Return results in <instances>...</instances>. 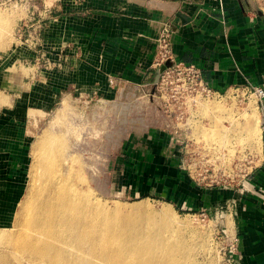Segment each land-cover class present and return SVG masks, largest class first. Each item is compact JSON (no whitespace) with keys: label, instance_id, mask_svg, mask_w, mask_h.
Instances as JSON below:
<instances>
[{"label":"rangeland","instance_id":"rangeland-1","mask_svg":"<svg viewBox=\"0 0 264 264\" xmlns=\"http://www.w3.org/2000/svg\"><path fill=\"white\" fill-rule=\"evenodd\" d=\"M28 8L25 1L0 0V97L6 100L0 101V114L4 105L15 100V104L20 103L16 121H21L4 126L3 136L7 140L2 154L7 156L3 160L6 168H19L20 163L12 164V160L23 157V143L28 155L20 172L24 174V187L30 173L37 170L42 155V150L34 149L43 135L50 133L59 140L54 148L65 146L67 153L78 156L86 183L100 201L113 207L118 203L128 211L130 206L144 202L148 209L158 213L167 206L166 202L172 204L170 223L173 221L175 226L170 224L166 228L152 222L147 226L158 231L165 242L174 243L176 257L186 258L184 264H238L240 239L233 214L234 187L246 190L248 174L262 151V107L257 97L244 99L240 90L223 93L218 99L201 100L197 117L187 125L177 121L174 113L167 117L151 84L139 89L121 85L123 90L119 87L110 96H80L71 89L59 95L52 86L58 74L51 73L52 69L44 66L45 61L21 57L31 49L40 50L18 38ZM44 24L45 20L43 27ZM253 101L259 119L254 130L260 131H254V138H250L241 112ZM207 102L221 107L215 111ZM155 130L170 136L165 157L150 147L166 141L151 138ZM190 182L199 192L186 189ZM9 220L10 217L1 218L0 224ZM34 257L9 245H0V264H33Z\"/></svg>","mask_w":264,"mask_h":264},{"label":"crops","instance_id":"crops-1","mask_svg":"<svg viewBox=\"0 0 264 264\" xmlns=\"http://www.w3.org/2000/svg\"><path fill=\"white\" fill-rule=\"evenodd\" d=\"M42 15V46L21 57L54 65L51 73L58 78L52 86L59 95L67 89L80 96H110L119 87L123 90L121 85L147 88L155 79L153 61L165 23L173 29L175 59L200 67L212 89L227 92L248 84L264 88V0H53ZM15 103L4 105L0 114L2 219L10 217L9 205L21 194L20 172L28 157L22 143L23 157L12 160L20 163L18 169H7L3 161L4 126L21 122L16 121L20 103ZM260 106L263 125L264 99ZM152 136L166 140L150 146L165 157L169 134L155 130ZM246 184L245 191L234 187L237 262L264 264V131L258 163ZM185 187L199 192L192 182Z\"/></svg>","mask_w":264,"mask_h":264},{"label":"bare ground","instance_id":"bare-ground-1","mask_svg":"<svg viewBox=\"0 0 264 264\" xmlns=\"http://www.w3.org/2000/svg\"><path fill=\"white\" fill-rule=\"evenodd\" d=\"M254 103L241 112L250 138L258 122ZM207 104L221 107L215 102ZM57 138L46 132L36 145L35 151L42 150L39 165L22 186L23 197L20 194L12 203L10 222L0 224V245L35 255L33 264H184L186 258L176 257L174 243L165 242L158 231L147 226L151 222L166 228L175 226L173 221L170 223L172 204L166 202L158 213L142 202L130 206L137 212H129L118 203L113 207L100 201L86 183L78 156L67 153L65 146L54 148Z\"/></svg>","mask_w":264,"mask_h":264},{"label":"built area","instance_id":"built-area-1","mask_svg":"<svg viewBox=\"0 0 264 264\" xmlns=\"http://www.w3.org/2000/svg\"><path fill=\"white\" fill-rule=\"evenodd\" d=\"M21 1H25V3L29 5V8L27 17L24 19L22 26L18 30V38L28 44H33V46L40 48L42 46V30L44 28L42 11H44L45 4L48 0H43V3H37V0ZM42 5H44V7H42ZM172 35L173 29L171 25L165 23L158 38L153 69L155 71L159 70L168 61H172L173 64L171 66H166V68L160 73L157 82L152 81L151 83V86L155 90L154 94L157 95L156 97L163 103V108L167 113V117H172V114L174 113L177 121L190 125L197 117V109L201 100L218 99L219 97H222L223 93L234 91L239 92L240 90L245 95L244 99L255 95L257 97L258 105L263 102V87L248 84L241 87H234L227 92H220L212 89L205 81L200 67L194 64L177 61L175 59ZM44 66L48 69L55 68L54 65L47 62H45ZM190 127L191 126H189V128ZM262 128L264 131V119ZM252 170L253 167L250 171ZM250 171L248 172L250 173ZM243 187H245V184H243ZM235 241H237V237L234 238V242ZM234 250H236L235 245ZM229 261L231 262L232 260L230 259ZM235 262L236 259L234 258V263Z\"/></svg>","mask_w":264,"mask_h":264},{"label":"water","instance_id":"water-1","mask_svg":"<svg viewBox=\"0 0 264 264\" xmlns=\"http://www.w3.org/2000/svg\"><path fill=\"white\" fill-rule=\"evenodd\" d=\"M173 64L172 61H168L165 65H163L159 70L156 71V75H155V79L154 81L157 82L159 80L160 77V73L166 68V66H171ZM155 90L153 89V92Z\"/></svg>","mask_w":264,"mask_h":264}]
</instances>
